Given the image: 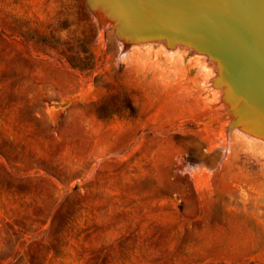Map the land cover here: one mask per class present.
Segmentation results:
<instances>
[{"label": "rangeland", "instance_id": "rangeland-1", "mask_svg": "<svg viewBox=\"0 0 264 264\" xmlns=\"http://www.w3.org/2000/svg\"><path fill=\"white\" fill-rule=\"evenodd\" d=\"M113 9L0 0V264H264V139Z\"/></svg>", "mask_w": 264, "mask_h": 264}, {"label": "water", "instance_id": "water-1", "mask_svg": "<svg viewBox=\"0 0 264 264\" xmlns=\"http://www.w3.org/2000/svg\"><path fill=\"white\" fill-rule=\"evenodd\" d=\"M138 1L145 6L137 0H96L117 6L113 11L120 37L169 36L215 60L224 98L235 103L242 99V121L254 122L251 129L264 136V0Z\"/></svg>", "mask_w": 264, "mask_h": 264}, {"label": "bare ground", "instance_id": "bare-ground-1", "mask_svg": "<svg viewBox=\"0 0 264 264\" xmlns=\"http://www.w3.org/2000/svg\"><path fill=\"white\" fill-rule=\"evenodd\" d=\"M137 2L142 6V7H144L145 6V2L143 1L142 3H141V1H138L137 0ZM114 6V5H113ZM104 8V7H103ZM102 9V8H101ZM135 40H137V39H135ZM150 40H156V41H165V43L167 42V44H169V45H174L175 43H178V42H180V41H178V42H172V40H171V38L169 37V36H165V37H159V38H154V39H148V40H137L138 42H143V41H150ZM131 42H134V41H131ZM137 43V42H136ZM161 43V42H160ZM180 43H183V42H180ZM184 44V43H183ZM186 44V43H185ZM188 46H191V47H193L192 45H189V44H187ZM175 46V45H174ZM181 46V45H180ZM185 48V47H184ZM194 48V47H193ZM175 51V50H174ZM198 51V50H197ZM169 52V51H168ZM172 54H173V52H171ZM195 54H197L198 55V53H195ZM203 56H205V55H203ZM195 58V57H194ZM203 58V57H202ZM203 60V59H202ZM205 62V61H204ZM202 63V62H201ZM200 63V64H201ZM217 63V62H216ZM214 65V64H213ZM218 65V64H217ZM200 67V66H199ZM204 67V66H203ZM206 72V71H205ZM204 73V72H203ZM219 78H220V73L218 74V76L215 78V80L217 81L216 82V84L217 85H219L218 84V80H219ZM204 82H206V80L204 81ZM207 82H209L208 80H207ZM214 84H215V82H213ZM205 84V83H204ZM215 84V85H216ZM216 85V86H217ZM210 87V86H209ZM224 88V87H223ZM224 93V92H223ZM222 93V94H223ZM213 94V93H212ZM225 93H224V95H223V97H225ZM225 100V99H224ZM234 101V100H233ZM233 101H229L228 103L230 104V106L231 107H234V115H240V108H241V105H242V99L239 101V102H233ZM223 107V106H222ZM229 108V107H228ZM232 109V108H231ZM230 112V111H229ZM230 114H232V112H230ZM231 117H234V116H231ZM236 117V116H235ZM234 117V118H235ZM259 118H261V116H258ZM256 119V118H255ZM234 120V119H233ZM232 121V120H231ZM255 121V120H254ZM234 123V122H233ZM240 123H241V121H240ZM242 124V129L243 130H245L246 131V133L248 132V133H251V134H254L255 136H259V137H261V138H263L264 139V136H261L260 134H258L257 132H255V130H252L251 129V127L250 126H253L254 125V122H252V123H246V124H243V123H241ZM240 132H241V130H240ZM235 134H236V132H235ZM246 137V134H244V136H239L238 134H237V138L239 139V140H243V141H246L247 139L245 138ZM247 143H250L251 145L254 143V142H252V141H246ZM256 144V143H255Z\"/></svg>", "mask_w": 264, "mask_h": 264}]
</instances>
